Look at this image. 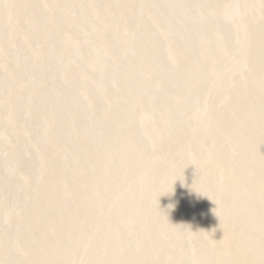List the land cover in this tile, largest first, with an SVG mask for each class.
Here are the masks:
<instances>
[{"label":"rangeland","instance_id":"374dc122","mask_svg":"<svg viewBox=\"0 0 264 264\" xmlns=\"http://www.w3.org/2000/svg\"><path fill=\"white\" fill-rule=\"evenodd\" d=\"M263 114L264 0H0V264H260Z\"/></svg>","mask_w":264,"mask_h":264},{"label":"bare ground","instance_id":"6f19581e","mask_svg":"<svg viewBox=\"0 0 264 264\" xmlns=\"http://www.w3.org/2000/svg\"><path fill=\"white\" fill-rule=\"evenodd\" d=\"M251 95H253V94H251ZM251 95H250V96H251ZM263 115H264V114H263ZM263 115H262V117H264ZM260 118H261V117H260ZM262 119L264 120V118H262ZM256 132H257V131H256ZM254 145L256 146L257 144H254ZM255 146H253V147L255 148ZM257 146H258V145H257ZM261 147H262V146H261ZM258 150H259V148H258ZM247 155H248V154H246V156H247ZM249 155H250V153H249ZM263 156H264V155H263ZM250 158H251V157H250ZM253 158H254V157H253ZM253 158H251V159H253ZM248 159H249V158H248ZM246 160H247V158H246ZM252 161H253V160H252ZM252 161H251V162H252ZM247 162H248V161H247ZM251 162L249 161V163H251ZM258 162H259V161H258ZM261 162H262V161H260V163H261ZM263 162H264V160H263ZM245 163H246V162H245ZM247 164H248V163H246V165H247ZM262 164H263V163H262ZM253 165H254V164H253ZM260 166H261V165H260ZM249 167H250V166H248V168H249ZM262 185H264V184H262ZM262 185H259V186L261 187ZM261 188H262V190L264 191V186H262ZM258 189H260V188H258ZM260 190H261V189H260ZM260 190L257 191V194H254V195L252 194V196H253L254 198H256V199H257L258 197H259L260 199H264L263 197H262V198L260 197V196H261V194H259V193H260ZM262 190H261V191H262ZM255 193H256V192H255ZM263 194H264V192H263ZM252 196H251V198H253ZM231 200L233 201V200H235V199L233 198V199H231ZM251 200H252V199H251ZM257 200H259V199H257ZM257 200H256V202H257ZM252 201H253V200H252ZM259 201H261V200H259ZM261 202H262V201H261ZM261 202H260V203H261ZM263 204H264V203H263ZM263 204H262V205H263ZM257 205H259V203H257ZM259 206H260V205H259ZM256 208H257V207H256ZM257 209H259V208H257ZM257 209H256V210H257ZM254 210H255V208H254ZM256 210H255V211H256ZM258 211H259V210H257L255 213H253V216H255V217L257 216V217L259 218V215H262V214H259ZM261 211H262V210H261ZM250 213H251V212H250ZM250 213H249V214H250ZM261 213H262V212H261ZM263 215H264V214H263ZM250 216H251V215H250ZM253 216H251V218H253V220H254V219L256 220L257 217L254 218ZM259 220H261V217H260ZM256 223H258V222H256ZM259 223H260V222H259ZM262 223H263V222H262ZM254 226H255V225H254ZM256 226H257V227H256ZM256 226H255L256 228L254 227V228H255V231L257 232V234H260V237H261V233H262V235H263V232H264V224L256 225ZM254 228H253V229H254ZM250 230H252V228H251ZM259 232H260V233H259ZM263 241H264V240H263ZM257 243L261 245L262 242H257ZM257 243H256V244H257ZM256 244H254V245H256ZM262 244H263V243H262ZM252 245H253V244H252ZM252 245H250V246L252 247ZM250 246L248 245V247H250ZM263 246H264V244L261 245L260 247H261L262 249H264ZM243 247H245V245H244ZM243 247H242V248H243ZM246 247H247V245H246ZM246 247H245V248H246ZM253 247H254V246H253ZM256 247L258 248V245H256ZM260 247H259V250L261 249ZM245 248H244V249H245ZM247 249L249 250V248H246V250H247ZM250 249H252V248H250ZM252 250H253V254H254V252L256 253L255 250H257V249H252ZM252 250H249L250 253L252 252ZM259 250H258V255L256 254L257 257H259V253L261 254L262 251H263V250H260V252H259ZM249 251H247V252H249ZM250 253H249V254H250ZM263 253H264V251H263ZM251 256H252V255H251ZM251 256H250V257L248 256V257L254 260V258H252ZM261 256L264 257V255H261ZM254 257H255V256H254ZM255 258H256V257H255ZM259 258H260V260L262 259L261 261L259 260L260 262L258 261V262L261 264L264 260H263V258H261V257H259ZM259 258H258V259H259ZM243 259H244V261L247 259V261L249 262V264H253V263L255 264V261L253 262V261H251L250 259H248L247 257H246V259H245V258H243ZM258 259H257V260H258ZM257 260H256V261H257ZM241 261H242V259H241ZM247 261H246V262H247ZM242 262H243V261H242ZM251 262H253V263H251ZM243 263H244V262H243ZM243 263H240V264H243ZM245 264H246V263H245ZM262 264H263V263H262Z\"/></svg>","mask_w":264,"mask_h":264}]
</instances>
